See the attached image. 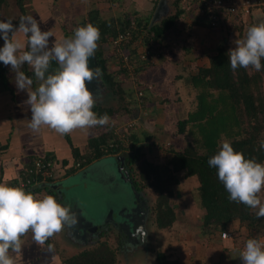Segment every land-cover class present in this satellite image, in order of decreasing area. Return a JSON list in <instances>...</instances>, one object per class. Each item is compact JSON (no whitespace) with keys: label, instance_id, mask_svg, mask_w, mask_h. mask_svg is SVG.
<instances>
[{"label":"trees","instance_id":"trees-1","mask_svg":"<svg viewBox=\"0 0 264 264\" xmlns=\"http://www.w3.org/2000/svg\"><path fill=\"white\" fill-rule=\"evenodd\" d=\"M256 1L263 3L264 6V0ZM191 2L193 6L189 11L194 16L190 24L182 29L184 34L189 36L191 28L195 25L212 30L205 14L199 12L195 6V0ZM5 4L6 0H0V21L10 19L18 26L20 17L25 16L22 0H15L20 11L15 19H4L1 16V10ZM173 5L176 8L173 14L152 25H150L151 14H140V11L134 9L126 10L121 15L104 18L94 8L88 11L84 19L73 24L75 27H81L91 23L99 28L101 38L94 55L101 72L97 82L103 91L116 96L119 101L116 109L103 107L98 103L95 105L93 111L98 116L106 113L114 119L115 124L103 127V130L96 127L98 134L87 143L88 153L83 166L105 156L115 159L121 156L130 170L133 169L137 174L130 180L134 189L140 191L150 188L156 194L154 222L155 226L162 230L170 227L177 219L170 203L174 188L181 178L196 177L199 207L204 211L199 231L201 236L209 239L215 238L218 241L220 233L227 230L228 224L237 220L245 225L247 235L252 234L251 236L264 238V218L256 217V209L231 202L228 198L229 194L218 179L217 170L208 165L209 158L217 154L225 140L231 143L234 150L242 152L245 158L264 163V149L260 148L261 143L264 142V58L261 60L262 69L259 72L252 67L238 68L233 71L227 55L230 50L228 34L222 38L212 53L207 55V63L196 66L186 80L192 89L197 91L196 105L194 109L186 113L185 117L177 120L174 135H184L190 137L191 140L186 142L181 150L167 149L166 153L169 152V155L164 164L143 159V143H147L149 136L146 132L139 131L140 129L135 124L128 127L125 126L127 123H124L120 127V131L127 138L126 141L120 137L122 133L114 132L118 123L116 121L118 112L123 116L130 112L132 115V110L137 109L139 99L143 105L148 104L151 107L155 105V101H151L143 94L140 98L138 96L136 99L133 98V94L138 89L134 87V84L141 85L146 82L143 74L154 66L153 59H157L156 57L167 59L171 51L179 49L175 33L177 32V20L185 10L181 6V0H173ZM61 28L65 38L74 34V30L67 25ZM244 38L245 36H242V39ZM191 46L188 42V45L180 46V50L189 54L192 50ZM104 47L111 50L112 54L111 51L109 55L105 54L107 50L105 51ZM112 59L116 60V67H118L115 70H109ZM57 69L58 65L53 61L49 73ZM24 72L33 79L31 90L34 91L41 82L35 83L36 78L32 71L24 70ZM133 75H143V78L141 76V79L135 80V77L132 79ZM0 78L5 83V68L2 62H0ZM64 137L75 162L80 157L79 151L67 136ZM103 148H107V153L102 150ZM28 166L29 164L26 167ZM115 167L117 168L116 162ZM76 170L74 166H71L68 172L73 173ZM115 170L119 171L118 168ZM121 181L127 185L124 180ZM16 182L12 180L6 185L11 186ZM53 183L35 187L33 194L43 192V196L52 195L64 206L62 198L52 187ZM123 205L129 206L131 202L125 198L120 206ZM119 210L120 207L116 212ZM94 224L98 227L103 226L102 221ZM98 230L96 239L104 236V231L99 228ZM156 258L158 264H178L176 261H168L163 253H158ZM240 263L242 264L239 260L237 264ZM62 264H116V250L111 248L106 241L99 240L93 247L63 258Z\"/></svg>","mask_w":264,"mask_h":264},{"label":"rangeland","instance_id":"rangeland-1","mask_svg":"<svg viewBox=\"0 0 264 264\" xmlns=\"http://www.w3.org/2000/svg\"><path fill=\"white\" fill-rule=\"evenodd\" d=\"M153 1L22 0V5L25 10V16L31 15L38 21L43 31H51L53 33V37L50 38L51 44L54 41L65 38L63 34L64 31H62L61 28L64 25L71 27L73 30L78 28L73 24L84 19L90 9H97L102 17L107 18L111 15H121L126 10H141L144 8V13L142 12L140 14H151L152 17L153 11H155L160 0ZM186 1H189L191 4L185 5V9L193 5L191 0ZM255 1L256 0H225L228 4H234L237 9L232 11V8L230 14L222 15L221 18L223 21L222 23H219L220 26L214 28V32L210 29V32L213 33L212 42H214L210 44L215 45L217 42L220 43L222 38L228 34L229 47L230 49L234 48V41L242 40V36H246L248 28L254 25V17H264V6L250 7L249 13H244L243 9L248 8L245 4H254ZM175 9L173 0L164 1L163 12L166 14L161 19L173 14ZM239 10H242L243 12H240ZM19 14L20 11L15 4V0H6V4L1 10V16L4 19H15ZM183 14H181L180 17L183 16L182 20L185 22L187 11L185 10ZM52 21L54 22V27L52 26L53 29L48 25V23H52ZM178 21L181 20L178 19ZM69 37H71V35H69ZM17 38L26 41V37H24L22 33H18ZM203 38L204 39L202 40L207 41L205 36ZM2 46L3 40L0 39V47ZM204 46L206 49L205 51H208V53H212V50L215 47L207 48L206 43ZM104 49L106 51L107 47H104ZM141 50L142 49H140V51ZM110 51L111 50H107L105 54L109 55ZM188 56L191 58L193 57L192 55L185 53V58ZM157 60H160L161 62L165 61L163 57H157ZM186 61L188 62V59H186ZM109 65V70H115L118 68L116 67L115 59H112ZM4 68L5 74L7 73L6 75L8 76L7 79L10 81L15 80V73L11 70V66L4 65ZM21 70H29V72H31L28 65H24ZM149 71L150 70H148V72ZM143 75H141L142 78ZM141 76L133 75L132 79L135 77V80H138L141 79ZM151 76L156 78L152 81L155 87H161L162 89L167 90L168 87L170 88L172 86L171 89H173V83H170V79L166 77L168 76L166 73L164 75L165 77L150 73L149 75H146L148 79ZM35 83L38 84L39 81L35 79ZM169 83L171 84L170 86H168ZM88 87L94 94L96 104L98 103L103 107H111L115 109L119 106L118 98L103 91L99 82L96 83L95 81H92ZM134 87L139 90L135 89L136 92L133 94V98L136 99L137 96L140 98L143 94L148 96L151 101H155V105L159 103L161 105L152 107L148 104L143 105L140 99L138 100L137 98L138 106L137 109L132 110V115L131 112L124 116L120 115V112L116 115V121H118L116 131L123 134V132L120 131V127H122L124 123L135 124L136 127L140 129L139 131L146 132L149 136L147 143H143V159L154 163L164 164L168 159L167 155H169V152L166 153L167 149L173 148L175 150H181L186 145V142L191 140L190 137L184 135H174L175 123L178 119L185 117L189 110L194 109L196 105V101L194 102V96L197 91L192 89L190 85L185 87L182 82H179V92H176L174 96H172L171 93H168L170 96L169 100L166 102L165 99H163L165 96H160L159 93H156L158 89H155L150 82L142 83L141 85L135 83ZM146 88L151 89L145 90ZM1 89L2 86H0V93H3ZM153 89H155V91H153ZM191 89L193 90L192 92H190ZM28 91L32 90L28 89ZM175 96L177 97L176 99H174ZM170 99L172 101H170ZM170 102L172 103L170 104ZM3 120L6 119L3 118ZM99 130H103V127H100ZM52 131L53 133H56L54 130ZM63 136H67L69 139L71 138L70 135L59 136L58 134V137L55 136L56 141H54L55 143L53 144V147H61L63 149L64 146V148H68V143ZM89 140L90 138L88 141ZM83 151L85 150L83 149ZM71 158H67L69 164L66 166H62L58 163V173L61 171L66 172L67 167L70 168L73 166V160ZM119 158L122 157L119 156ZM115 162L116 159L110 156L102 158L90 167H87L84 170L85 173L67 179L64 184L62 182L66 200L72 199L73 197L78 198L80 200L79 202L86 208L83 215L86 220L83 219L85 221H80V227L78 229L73 227L74 225L66 227L62 232L48 240L51 242L50 244L54 245L55 249L63 251L65 254L64 259L71 256V254L73 255L76 254V252L78 253L82 251L83 249L93 247L99 240H104L111 248L116 250V264H158L156 258L158 253H163L168 261H176L178 264H237L239 260L242 262L240 250L247 238L252 237V234L247 235L245 225L241 224L239 221L234 220L228 224L226 231L230 234V239L226 238L224 240L220 237V240L216 241L215 238L209 239L206 236L204 237L199 234L200 226L203 222L202 218L204 211L199 207L197 191L198 181L196 177H189L186 179L181 178L178 185L174 188L170 203L177 219L170 227L162 230L155 226L154 209L157 196L150 188H145L140 191L135 190L134 199L137 204L135 205L134 202L132 203L135 207L133 210L137 207L141 208L142 206L146 207V210L140 213L141 219L136 221V223L133 221L131 224V221L127 220V218L133 210L129 212L128 210L116 212L125 198H127V200L128 198H131V192L128 186L122 183L120 172L115 170L117 169L115 167ZM121 162L125 172L128 173L129 171L127 172V170H130L128 164H125L123 160ZM127 175L132 178L137 176L134 170ZM124 176H126V174ZM129 180L130 179H128L127 182ZM59 184H61V182ZM52 186H54V183ZM57 186L58 185L56 184V187ZM260 198L261 202L264 203V190L261 191ZM111 210L115 213L111 216L112 220L108 219L106 224L103 223V226H105L104 228L102 225L100 227L97 226L101 231H104V236L96 239L98 230L94 229V226H96L94 223L98 224L101 221L102 216L105 215L107 211L109 213ZM108 213L106 218L108 217ZM125 220L127 222L126 225L122 224ZM133 225H135L137 229L134 234L131 228ZM120 227L126 230H123ZM78 234L81 235V237H79L80 240L83 242L86 241L85 245L81 246L82 248L80 249L78 248L80 246H72L71 248H68L66 245L72 242L71 240H73V237H77ZM27 238L29 241L25 242V250L22 252H28L27 249L29 245L31 246L30 249L33 248L32 251H36L35 248H37V246L30 243L32 234L30 233ZM43 247L47 248V243ZM65 247L67 250H64ZM46 248H43V250L45 251ZM28 262L29 264H37V261H33V259H28ZM43 262L45 263V261H40V263ZM57 262L58 261L50 262V264H58Z\"/></svg>","mask_w":264,"mask_h":264},{"label":"clouds","instance_id":"clouds-1","mask_svg":"<svg viewBox=\"0 0 264 264\" xmlns=\"http://www.w3.org/2000/svg\"><path fill=\"white\" fill-rule=\"evenodd\" d=\"M18 33H22L26 41L17 38ZM52 37L53 33L43 31L31 15L20 17L18 26L10 19L0 21V39L3 40L0 62L11 66L17 89L27 90L25 103L31 111L28 127L33 132L47 127L60 135H68L76 130L113 125L115 121L108 114L98 116L93 111L96 99L88 87L101 75L98 67H90L101 38L99 28L89 23L76 28L71 37L50 44ZM234 44L227 53L231 69L252 67L261 71L264 22L249 27L245 38L235 40ZM53 61L58 69L49 73ZM24 65H28L41 82L34 91H28L33 79L21 70ZM260 148L264 149V142ZM208 165L217 170L231 202L258 209L256 217L264 218V203L260 198L264 190V163L245 158L225 140L217 154L209 158ZM76 222L71 208L61 205L54 196L38 198L22 187L0 184V264H17L16 256L22 254L23 238L28 233L32 234L36 245L43 247L50 238ZM47 250L54 251V245L47 244ZM241 260L243 264H264V244L255 238L248 239Z\"/></svg>","mask_w":264,"mask_h":264},{"label":"crops","instance_id":"crops-1","mask_svg":"<svg viewBox=\"0 0 264 264\" xmlns=\"http://www.w3.org/2000/svg\"><path fill=\"white\" fill-rule=\"evenodd\" d=\"M152 1L153 0H151V2ZM188 4L191 3L186 0H181V6L184 10L187 11V17L185 19V22H183L184 20H182L183 16L179 17V20L181 21L177 20L178 21L176 27L177 32L175 33L177 37L175 39H177L176 43L179 44L178 45L179 49L171 51L169 53L170 55L166 57L167 59L164 58L165 59L164 62H161L160 60L158 61L157 59L155 60L153 59V62L155 61L154 66L149 68L148 70L150 71L149 72L147 71L144 74V79L146 80L145 83L150 82L155 89H158L156 93H159L160 96H165L163 97V99L165 100H169L170 95L168 93H171L172 96H174L176 92H179L178 90L179 82H182L185 87L189 85L188 83H186V80L189 77V74L193 73L196 66L203 63H207L206 57L210 53H208V51H205L206 49L204 44L206 43L207 48L214 47L218 44V42L215 43V45L210 44V43H214L212 42L213 33L210 32V30L207 27L195 25L191 28V32H189V36L187 34H184L182 29L190 24L193 17V14L189 11L193 5H191L190 7L188 6L189 8L185 9V5ZM138 10L141 13L142 12L144 13L145 9L143 8L141 10L140 9ZM48 25L50 26V28H52L54 22L52 21V23H48ZM212 30L214 32V29ZM204 36L207 38V41L202 40L204 39L203 38ZM188 42L190 43V45H192L191 53H189V55L193 56L192 58L190 56L185 58L184 51L180 50L181 48L180 46L188 45ZM186 59H188V62L186 61ZM149 73L163 77H165L164 75L166 73L168 75L166 77L170 79V83L171 82L173 83V89H171L172 86L170 88L168 87L171 85L170 83L167 86L168 87L167 90L162 89L161 87H155L152 81L156 78H153L154 76H151L148 79L147 78L148 76L146 77V75L147 74L149 75ZM6 74H5V83H3L0 78V86H2L1 90L3 91V93H0V184L6 185L12 180L17 181L20 171L23 168H25L32 159L38 156H44V157L48 155L52 156L50 158H53L54 160H56L57 163H59L62 166L68 165L69 163L67 160L70 159L71 157H72L71 159L73 160L72 165L76 161H81V160L85 161L88 153L87 141L89 138L91 139L92 137L97 136L96 134L98 130L96 129V127L87 130H76L71 134H68L71 137L70 141L72 145L78 149L80 154V157L74 162V158L72 156L69 144H67L68 148H64L63 146V149L61 147H53V144L55 143L54 141H56L55 136L58 137V134L53 133L52 129L44 127L41 129L40 132H33L28 127L29 120L31 118V111H30V106L25 103V101L28 99L27 90L18 91L15 80L12 81L8 80L7 79L8 76ZM155 89H153V91H155ZM192 91L193 90L191 89L190 92ZM176 98L177 97L175 96L174 99ZM170 101L172 100L170 99ZM195 101H196V94L194 96V102ZM171 103L172 102H170V104ZM157 105H161V104L159 103ZM157 105H153V106H157ZM3 118H5L6 120H3ZM83 149L85 151H83ZM106 157L109 156H105L104 158ZM100 159L102 158L92 160L88 165L83 166L81 169L76 170L73 173H69L68 172L69 167H67L66 168L67 171L66 172L64 171V173H60L59 176L54 180V186L52 187L56 189L58 195L60 196V198H62L64 206L70 207L72 212L75 213L77 222L74 224L73 227H75L76 229L80 227V225H78V222L86 220L83 217L86 208L84 207L83 204L79 202L80 200L78 198L73 197L72 199L66 200L63 184L67 179L74 176H80L81 174L85 173L84 170L87 167H90ZM64 161H66L65 164ZM60 182L61 184H59ZM56 184L58 185L57 187ZM32 193H34V190H32ZM34 195L40 198L43 197V192L38 194L35 193ZM88 222L92 223L91 221ZM29 234L30 233H28L23 238L25 242L29 241L27 238ZM79 237H81L80 234H78L77 237L75 238L73 237V240H71L72 242L68 243L66 246L68 248H71L72 246L73 247L80 246L78 248L79 249L82 248L81 246H84L86 241L83 242L82 240H80ZM30 239H31L30 243H32L34 246H37V248H35L36 251H32L33 248L30 249L31 246L29 245L27 249L28 252H22L21 255L16 256L17 264H29L28 259H33V261H37V264H50V262H55V261H58L57 262L58 264H62V260L65 255L62 250H58L54 248V251L48 252L46 247L38 246L35 244L32 238ZM50 243L51 242L49 241L47 244ZM24 247L25 246L23 245L22 251L25 250ZM43 248H46V250L44 251ZM64 250H67V248L65 247ZM40 261H45V263L44 262L40 263Z\"/></svg>","mask_w":264,"mask_h":264},{"label":"built area","instance_id":"built-area-1","mask_svg":"<svg viewBox=\"0 0 264 264\" xmlns=\"http://www.w3.org/2000/svg\"><path fill=\"white\" fill-rule=\"evenodd\" d=\"M195 2H196L195 6H197L199 12L205 14V16L207 17L209 26L211 28L220 26L219 23L220 22L222 23L223 21V19L221 18L222 15L228 13L230 14L232 11H235L237 9V7L234 4H230V3L228 4L227 2H225V0H195ZM250 4L248 3L245 4L247 5L248 8L243 9L244 13H249L250 7L263 6V3L257 1H255V3L252 5ZM232 8L233 10L231 11ZM239 11L243 12L242 10ZM125 126L131 127L133 126V123L126 124ZM114 132L117 133L116 127ZM120 137L124 138L125 141L127 140L124 134H122ZM102 150L107 153V148H103ZM83 162L84 160L75 162L73 164L74 168L76 169L80 168ZM28 164H29L28 167H25L20 171L17 182L11 185L12 187H22L25 191L32 192V190L35 187H43L51 184L59 176L60 173H64V171L58 173L59 172L58 163L53 158L38 156L32 159ZM220 237L221 239L224 240L226 238L230 239V234L227 231H222L220 233ZM250 238H255L259 240L262 244H264L263 237L257 238L255 236H252L247 238V240ZM245 243L244 245H242V248L240 250V256H241V252L244 250Z\"/></svg>","mask_w":264,"mask_h":264},{"label":"water","instance_id":"water-1","mask_svg":"<svg viewBox=\"0 0 264 264\" xmlns=\"http://www.w3.org/2000/svg\"><path fill=\"white\" fill-rule=\"evenodd\" d=\"M164 1L166 2V0H160L158 5L156 6L155 11L153 12V15H152L151 20H150V25H152L155 22L160 21V19L165 16L166 13L163 12ZM260 22H264V17L263 16L254 17V20H253L254 25L259 24ZM90 67L97 68V63H96V60H95V56L90 60ZM94 81L97 83V79H94L93 82ZM122 160L123 159L119 158V157L116 159V163H117V166H118L117 168H118V170H119V172L121 174L122 180L127 182L128 178L126 176H124V174H126V172H125L123 164L121 162ZM133 194H135V191L133 192ZM130 223L132 224V221ZM94 228L98 229L97 226H94ZM131 228H132V232L134 234L137 231L136 226L133 225Z\"/></svg>","mask_w":264,"mask_h":264},{"label":"flooded vegetation","instance_id":"flooded-vegetation-1","mask_svg":"<svg viewBox=\"0 0 264 264\" xmlns=\"http://www.w3.org/2000/svg\"><path fill=\"white\" fill-rule=\"evenodd\" d=\"M118 167V166H117ZM127 169V168H126ZM129 171V172H128ZM127 172L128 173H131L132 171L131 170H127ZM128 173H126V174H128ZM126 177L127 178H129L130 180L132 179V177L130 176V177H128V175H126ZM130 180L128 181V182H126L127 183V185L126 186H128V188H129V190H130V192H131V198L130 199H128L130 202H131V205H129V206H125V205H123V206H119L120 207V210L118 211V212H120V211H122V210H128V212L129 211H132L135 207L132 205V203L134 202L135 203V205L137 204L136 202H135V199H134V194H133V192L135 191V189H134V186L132 185V182L130 183ZM133 189V190H132ZM133 191V192H132ZM146 207H141V208H136L135 210H133L132 212H131V214L128 216V218H127V220H129V221H134L135 223H136V221H138L139 219H141V212H144L146 209H145ZM107 213H108V211L105 213V215H103L102 216V219H101V221L104 223V224H106L107 223V220L108 219H110V220H112V217L111 216H113L115 213H114V211L113 210H111L109 213H108V217L106 218V216H107ZM117 216V215H116ZM115 216V217H116ZM106 219V220H105ZM77 221V220H76ZM124 222V221H123ZM126 220H125V222L124 223H122V224H125L126 225ZM120 224V223H119ZM78 225H80V222H78ZM121 229H123V230H126V229H124V228H122V227H120ZM95 229V228H94ZM98 230V229H97ZM99 231V230H98ZM97 231V232H98ZM84 237V236H83ZM88 240V239H87Z\"/></svg>","mask_w":264,"mask_h":264}]
</instances>
